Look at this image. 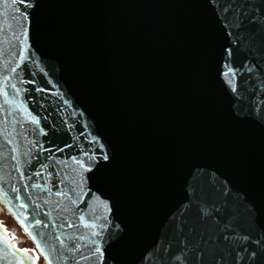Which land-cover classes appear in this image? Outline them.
I'll return each instance as SVG.
<instances>
[{"label": "water", "instance_id": "95a60500", "mask_svg": "<svg viewBox=\"0 0 264 264\" xmlns=\"http://www.w3.org/2000/svg\"><path fill=\"white\" fill-rule=\"evenodd\" d=\"M0 212L43 264H264V0H0Z\"/></svg>", "mask_w": 264, "mask_h": 264}, {"label": "rangeland", "instance_id": "374dc122", "mask_svg": "<svg viewBox=\"0 0 264 264\" xmlns=\"http://www.w3.org/2000/svg\"><path fill=\"white\" fill-rule=\"evenodd\" d=\"M0 224L3 226L6 233L9 234L10 239L18 248L29 250L34 254L36 259L35 264H43L42 259L34 250L30 241L22 233L20 228L17 226V224L13 221V219L10 216L0 212Z\"/></svg>", "mask_w": 264, "mask_h": 264}, {"label": "snow or ice", "instance_id": "6c2138e0", "mask_svg": "<svg viewBox=\"0 0 264 264\" xmlns=\"http://www.w3.org/2000/svg\"><path fill=\"white\" fill-rule=\"evenodd\" d=\"M36 223L37 224H39L40 223V220H36ZM61 243H63L62 241H61ZM99 249H97V251H98Z\"/></svg>", "mask_w": 264, "mask_h": 264}]
</instances>
